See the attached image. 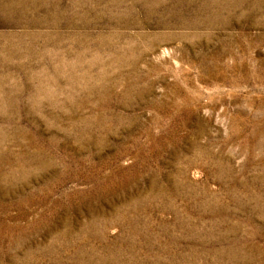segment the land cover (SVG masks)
Wrapping results in <instances>:
<instances>
[{
    "label": "rangeland",
    "instance_id": "obj_1",
    "mask_svg": "<svg viewBox=\"0 0 264 264\" xmlns=\"http://www.w3.org/2000/svg\"><path fill=\"white\" fill-rule=\"evenodd\" d=\"M0 264H264V0H0Z\"/></svg>",
    "mask_w": 264,
    "mask_h": 264
}]
</instances>
